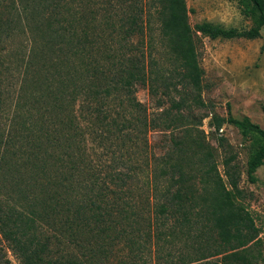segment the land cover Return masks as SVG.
<instances>
[{
    "label": "trees",
    "instance_id": "16d2710c",
    "mask_svg": "<svg viewBox=\"0 0 264 264\" xmlns=\"http://www.w3.org/2000/svg\"><path fill=\"white\" fill-rule=\"evenodd\" d=\"M238 1L253 18L245 30L191 26L186 0H15L0 10V236L20 264H99L120 246V264L259 262L253 193L233 153L220 170L200 112L203 36H261L264 0ZM225 123L251 138L255 181L264 128L212 113L215 132ZM152 130L165 134L158 154ZM186 239L194 249L173 256Z\"/></svg>",
    "mask_w": 264,
    "mask_h": 264
},
{
    "label": "rangeland",
    "instance_id": "374dc122",
    "mask_svg": "<svg viewBox=\"0 0 264 264\" xmlns=\"http://www.w3.org/2000/svg\"><path fill=\"white\" fill-rule=\"evenodd\" d=\"M12 1L15 0H2L3 5H0V10ZM186 5L191 26L204 21L223 27H234L238 30L253 26L252 16L238 0H186ZM22 39L23 35L20 32L15 33L7 42H3L5 50H15ZM201 65L204 68L201 96L208 106L200 112L209 113L202 127L214 147L220 170L224 172L223 157L233 153V161L242 169L240 184L253 193L248 199L249 210L255 223L260 227V243L256 246L262 252L257 264H264V162L255 171L256 180L250 181L247 175V160L253 146L251 138L245 137L232 123H225L218 133L210 124L213 112L226 118L229 113H232L237 118L249 117L251 121L264 128V26L261 36L254 39L203 36ZM136 97L144 104L148 112L156 111V97L151 96L146 88L138 86ZM147 135L153 152L156 154L162 152L158 146L165 134L160 130H152ZM221 135L226 138L223 145L218 144L217 140ZM89 157L95 159L92 153ZM191 243V239H186L174 244L171 247L173 256H178L180 252L192 251L194 248ZM126 252L127 249L122 246L120 251L119 247H115L113 254L99 264H120V261L125 260ZM0 253L4 254H0V264H20L12 252L5 248L1 236ZM218 259L220 256L215 255L202 259L197 264H214ZM147 263L153 264L149 257ZM192 263L195 262L189 264Z\"/></svg>",
    "mask_w": 264,
    "mask_h": 264
}]
</instances>
